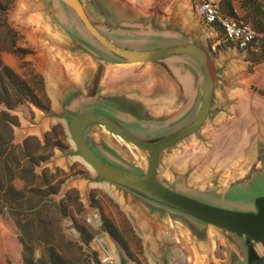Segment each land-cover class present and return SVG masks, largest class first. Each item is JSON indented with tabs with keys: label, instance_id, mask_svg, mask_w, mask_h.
I'll return each mask as SVG.
<instances>
[{
	"label": "rangeland",
	"instance_id": "1",
	"mask_svg": "<svg viewBox=\"0 0 264 264\" xmlns=\"http://www.w3.org/2000/svg\"><path fill=\"white\" fill-rule=\"evenodd\" d=\"M212 1L223 14L235 15L248 23L255 38H263V29L257 32V27L264 26V0ZM162 2L155 0V10ZM199 2L167 0V11L153 16V38L148 40V45L139 47L153 50L192 42L206 51L217 72L206 122L197 133L163 151L157 178L187 196L224 208L256 211L254 200L264 193V62L255 63L259 54L255 48L260 43L240 49L227 41L219 25L207 26L199 20L195 10ZM15 8L16 2L10 13L15 12ZM91 38L90 53L105 60L107 70H121L119 81L123 92L117 99L113 94L102 95L93 105L96 111L115 106L125 109V103H119L126 99L131 77L135 75L142 88L155 85L157 90L163 78L166 80L168 76L172 84L189 73H193L202 86L200 68L191 57L171 56L131 64ZM27 59L31 60V56ZM4 61L16 72H22L21 60L15 55L5 54ZM166 65H170V70ZM133 73L135 75L131 76ZM149 95L153 96V92ZM120 96L121 102L118 101ZM169 113L140 112L139 121L148 122V126L127 127L140 137L152 138L188 124L197 112L191 118L165 125ZM61 114L54 115L57 124L53 130L39 138L43 144L45 139L48 141L45 152H53V167L47 169L46 178L52 182L56 193L51 196L53 210L41 213L43 226L32 231L34 255L28 253V259L40 260V264H105L106 253L96 242L100 238L113 264H120L122 260L127 264L245 261L234 234L142 199L107 180H99L97 173L76 154L68 135L69 120L60 119ZM86 140L101 159L116 168L138 174L147 169L148 153L104 127L89 128ZM0 217L14 226L19 237L13 219ZM258 247V253L263 255L264 249Z\"/></svg>",
	"mask_w": 264,
	"mask_h": 264
},
{
	"label": "crops",
	"instance_id": "2",
	"mask_svg": "<svg viewBox=\"0 0 264 264\" xmlns=\"http://www.w3.org/2000/svg\"><path fill=\"white\" fill-rule=\"evenodd\" d=\"M78 1L101 34L115 45L133 51L147 50L139 47L148 45V40L154 36V14L164 13L169 8L167 0H162L157 10L155 0ZM16 7L15 12L10 13V24L23 36L24 46L34 51L29 61L43 76L45 93L51 104L49 112L32 104L14 110L19 119L14 131L16 145L32 136L41 139L52 131L57 124L54 117L57 113L92 111L105 114L137 135L127 125L148 126V122L139 121L140 112H171L164 123L170 125L182 118H191L199 109L202 86L193 73L181 76L172 84L167 76L157 90L155 85L139 87L133 73L131 76H135L131 77L128 94H125L127 100L122 101L121 96L118 100L122 101L119 104L125 103L126 108L115 106L96 111L93 105L102 95L113 94L118 98L123 93L119 81L121 70H107L105 60L90 53L88 46L92 45V35L75 11L61 0H16ZM139 22L144 26H139ZM151 92L153 96L149 95ZM50 167H53V157L38 167L37 172ZM22 251L14 226L0 217V264H24Z\"/></svg>",
	"mask_w": 264,
	"mask_h": 264
},
{
	"label": "water",
	"instance_id": "3",
	"mask_svg": "<svg viewBox=\"0 0 264 264\" xmlns=\"http://www.w3.org/2000/svg\"><path fill=\"white\" fill-rule=\"evenodd\" d=\"M61 1L75 11L85 28L101 45L126 62L146 63L171 56H188L197 62L202 74L201 100L195 117L181 128L160 136L139 137L131 133L116 119L97 112L64 113L61 118L69 120L68 135L75 147L76 154L97 173L99 180H107L142 199L234 234L245 255V261L237 264H264V254L260 255L257 251L259 245L264 249V193L254 200L256 211H239L177 192L161 183L157 178V168L163 151L197 133L210 114L217 72L206 51L192 42L172 44L145 51L121 48L93 26L78 0ZM93 126L104 127L111 134L148 153L146 171L143 174H138L122 170L101 159L86 140V131ZM120 264L127 263L122 260Z\"/></svg>",
	"mask_w": 264,
	"mask_h": 264
},
{
	"label": "trees",
	"instance_id": "4",
	"mask_svg": "<svg viewBox=\"0 0 264 264\" xmlns=\"http://www.w3.org/2000/svg\"><path fill=\"white\" fill-rule=\"evenodd\" d=\"M15 2L0 0V215L11 217L17 227L24 264H40V260L28 259L27 254L34 255L32 231L43 226L41 213L53 210L51 196L56 190L53 191L52 182L46 178L48 168L43 169L41 175L37 172L38 167L53 157V152H45L48 141L45 139L43 144L35 136L16 145L14 131L19 119L13 112L26 104L49 112L51 104L45 93L43 76L27 60L34 51L21 46L24 38L10 24L9 13ZM259 28L263 29V38L253 41L260 43L255 48L259 53L256 64L264 62V26L260 24L257 32ZM5 54L21 60V73L5 63ZM50 253L53 257L52 248Z\"/></svg>",
	"mask_w": 264,
	"mask_h": 264
},
{
	"label": "built area",
	"instance_id": "5",
	"mask_svg": "<svg viewBox=\"0 0 264 264\" xmlns=\"http://www.w3.org/2000/svg\"><path fill=\"white\" fill-rule=\"evenodd\" d=\"M199 20L207 25H219L227 41L234 43L240 49H247L255 39V33L248 23L235 15H225L219 5L211 0H201L196 5ZM105 264H113L104 258Z\"/></svg>",
	"mask_w": 264,
	"mask_h": 264
},
{
	"label": "bare ground",
	"instance_id": "6",
	"mask_svg": "<svg viewBox=\"0 0 264 264\" xmlns=\"http://www.w3.org/2000/svg\"><path fill=\"white\" fill-rule=\"evenodd\" d=\"M166 67L170 70V65H166ZM170 72V71H169ZM96 242L98 243V245L101 247V249L103 250V252H105L106 254V256H108V257H106L105 256V258L107 259V260H111V255H110V252L108 251V249L105 247V245H104V241H103V239H100V238H98V239H96ZM257 251L259 252V247H257ZM110 255V256H109Z\"/></svg>",
	"mask_w": 264,
	"mask_h": 264
}]
</instances>
